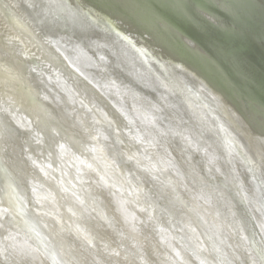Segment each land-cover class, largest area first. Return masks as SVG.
<instances>
[{"label": "water", "instance_id": "1", "mask_svg": "<svg viewBox=\"0 0 264 264\" xmlns=\"http://www.w3.org/2000/svg\"><path fill=\"white\" fill-rule=\"evenodd\" d=\"M151 1L160 11L153 26L165 32L166 40L146 31L143 19L125 5L127 0H0L4 51L0 48V264H117L101 256L103 236L92 241L91 224L78 216L86 190L92 198L89 217H102L107 227L99 226L100 232H111L112 238L119 237L113 232L116 221L107 212L114 204L124 214L131 212L132 221L148 215L127 205L124 209L126 197L136 193L132 183L146 192L144 203H158V216L174 218L171 203L167 212L159 203L164 189L171 193L172 184H164L171 182L169 164L161 145L151 139L155 132L145 129L190 115L179 87L171 85V74L186 71L180 81L185 88L188 85L186 95L195 107L205 99L214 105L228 103L232 100L228 94L238 89L237 103L245 119L260 120L264 131V117L255 104L264 102V87L248 94L258 82L244 72L258 66L264 78V0ZM176 1L186 10L173 14ZM254 52L259 64L248 60ZM226 70L230 79L218 84V93L204 86H208L204 80L213 84ZM171 102L183 109L165 114ZM32 105L47 107V121L62 120L67 136L48 129L38 119L40 114L26 113ZM197 108L196 114L192 112L195 129H204L199 119L209 112ZM176 131L163 139L183 135ZM194 146L197 149L186 144L179 152H193L198 166L208 167L205 157L213 155L211 149H203L201 143ZM258 163L251 159L241 166L252 171ZM225 164L231 177L220 197L221 212L233 213L227 201L240 200L264 250L261 227L250 209L261 206V196H249L244 202L238 198L231 188L241 190L242 180L230 158ZM131 168L136 169L134 175ZM212 169L199 181L201 186L210 188ZM252 175L246 178L254 185ZM213 198L210 193L206 201ZM179 203L182 200L174 203L175 211ZM180 232L181 227H168L172 237ZM220 249L223 255L227 249L222 257L228 263L231 249L221 245ZM149 255L156 260V255Z\"/></svg>", "mask_w": 264, "mask_h": 264}, {"label": "bare ground", "instance_id": "2", "mask_svg": "<svg viewBox=\"0 0 264 264\" xmlns=\"http://www.w3.org/2000/svg\"><path fill=\"white\" fill-rule=\"evenodd\" d=\"M127 1L125 5L128 6L133 15H138L143 19L144 23L149 28L146 31H148L151 36L162 35L164 40L167 39V35L164 31L157 30L153 26V20L156 16L160 15V11L153 5L154 3L151 0ZM168 1L170 0H167V2ZM234 2L239 3L240 0H234ZM173 4V14L174 12L179 14L182 13V10H186L182 8V6L179 7L177 1L175 3L173 2ZM119 10L120 14H122L123 10L120 8ZM0 48L3 51L1 45ZM177 54L178 53H175V55ZM249 57L250 59L248 60L251 64H259L256 60V52ZM233 68L236 69L239 67L233 65ZM228 70L231 72L229 68ZM166 71L169 73L167 68ZM229 71L226 70L225 72H221L219 79L213 84L204 80V83L208 84V86L205 84L204 86L214 89L215 94L218 93V84L230 79ZM261 71L260 69V72ZM244 72L245 75L249 73V78L256 79L258 82L253 84V89H248V94L264 87V78L259 72L258 66L252 71L245 68ZM185 73L186 71L181 74L183 75ZM230 74L231 78L235 77L233 73ZM239 75L242 77V74L239 73ZM181 76L174 75L173 73V75L171 74L170 81L171 85H177L179 87L181 95L187 104L183 105L186 110H189L190 106L191 110H189V117L184 116L177 118L173 121V124H160V126H155L156 128L151 129H148L149 125H146L145 128L149 132L150 130H152L151 132H155V135H152L151 139L155 140L159 146L161 145L160 148H163L161 154H163L165 161L169 164L168 171L171 182L169 180V183L164 184H172L171 193L167 195V191L164 189L163 195H161L162 200L160 199L161 201L159 200V203L165 206L161 207L160 210L165 211L167 209L169 210V204L171 203V210L174 213L175 219L173 218L169 221V219H165V217L161 215L158 216L156 213L158 209L155 206V204L158 203H154L153 200H151L152 203L147 204L148 199H146V192L143 194L135 183L129 184L131 180H133L131 178L128 184L135 188L136 193L134 197H126L127 199L125 200H127V204L124 205V209L127 205L138 213L146 210L148 215L144 216L143 219H141L142 221H132L131 212L127 211L124 214V212L118 210L115 204L110 207V211L102 204V207L106 208L107 212L111 214V218L113 217L115 219L116 222H114L113 232L119 237L112 238L110 235L111 232H100L99 226L105 228L107 227V223L100 216L97 217L94 215V217H89L90 207L92 208V206H90L92 198L88 190L84 193V202L81 204V207L79 208V206H77V208H79L78 216L84 219L86 218L88 224H91L90 229H92V235L89 238H91L92 241H94L95 237L99 234L103 236V245L99 248V250H101V256L110 258L113 262H117V264H264L262 242L256 235L252 226H250V218L244 214L245 209L241 205L240 200L236 202L234 201L236 199L233 197L234 199L231 198V200L229 199V201H227V204H229L227 207L233 208L234 211L231 214L229 213V215H225L224 212H221V209H224V205H221L220 200L231 177L225 164L226 158H230L236 167L235 171L237 170L238 177L242 180L241 190L234 187L231 188V190L238 198L242 196V198H244L243 202L245 199L247 201L249 196L254 197V195L256 196L258 194L261 196V206H252L250 209L253 212L251 214L260 225L264 237V131L262 129V122L260 120H258L259 123L255 121L252 122V119H245V111L241 107H238L239 104L237 103L240 92L238 89H234V93L228 94L232 98L228 103L221 104L217 102L218 105H214L213 103H207V99H205L207 102L203 100L197 102L199 105L197 107L207 109L209 113L199 119L201 123L198 125L203 124L205 128L200 129L197 127L198 129H195L196 122L194 118L196 110L199 111V109L192 105L191 98L186 95L187 91H189V87L187 85V88H185L184 84H181ZM256 80L253 81L256 82ZM36 82H38V79H36ZM129 84L130 83H128V85ZM140 89L143 91L142 88ZM195 91H198V89L196 88ZM88 96L92 99L94 98L93 94L90 92H88ZM11 98L14 99L15 96L11 95ZM255 104L259 107L256 108V110L264 117V102H255ZM46 109L47 107L45 105L44 107L42 105H36L35 107L32 105L28 108L26 113L40 114L38 119L40 121L42 120V124H45L48 129H58L64 137L67 136L63 128L62 120L59 121L60 123L54 120L53 123L44 118ZM177 109L182 110V105L178 106L174 102H171L164 112L167 114L169 111L171 112V110L174 111ZM252 111H254V109H252ZM171 114H169V116H172ZM176 128L185 136L172 135L166 140L163 139V137H166V134L169 132L171 133L172 129L176 131ZM157 131L159 133H156ZM192 133H194L195 137L192 136ZM170 137L172 138L170 139ZM69 139L68 141L73 144V140H71V138ZM109 140L112 142L110 138ZM155 142L153 141V144H156ZM196 143H201L203 144V149L210 148L212 151L213 155L205 157V161L208 164L206 168L198 166L197 162L199 161L196 159L197 157H195L193 152L192 154L184 153L185 151L183 154L179 152L180 149L183 150V147L185 148L186 144L195 147L194 144ZM106 157H108V155ZM251 159L259 160L258 167L256 166L255 170L253 168L252 171L245 170L241 164H250ZM119 160H121V157H119ZM119 167L120 169H124L122 163ZM184 168L185 173H183ZM210 169L213 171V179L211 180L210 178L211 184L208 185L210 188H205V186L199 184V181L205 176V172ZM135 172L136 169L131 168L130 173L134 175ZM221 174L223 176H220ZM252 174H254V185L250 184L246 178ZM256 176H258L259 179H257ZM123 178L125 177H122V179ZM214 186L216 187L213 188ZM179 190L184 191V194L180 193ZM77 191H79L78 188ZM177 193H180L181 199ZM210 193H213L214 198L206 201V197ZM143 195L145 198H143ZM164 197H166L165 200L167 202L165 200L163 201ZM143 200L147 202L144 203ZM180 200H182V203H179L180 206L176 204L177 210L175 211L173 205ZM164 203L168 204L165 205ZM171 225H173V227H181L182 232L179 233V237H172V235L168 233V227ZM94 245L93 247L97 248V246ZM115 245H117V247ZM220 245L221 247L231 249L232 255L228 257V263L227 260L223 258L226 255L227 249L224 250L225 255H223ZM243 246H245V249ZM119 247L121 249L125 248V250H128V253H120L121 250L118 249ZM148 252L154 254V256L156 255V260L151 258ZM91 255L94 256V253L91 252Z\"/></svg>", "mask_w": 264, "mask_h": 264}]
</instances>
